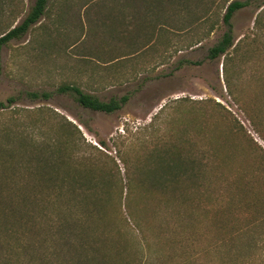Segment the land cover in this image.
Masks as SVG:
<instances>
[{
    "label": "rangeland",
    "instance_id": "374dc122",
    "mask_svg": "<svg viewBox=\"0 0 264 264\" xmlns=\"http://www.w3.org/2000/svg\"><path fill=\"white\" fill-rule=\"evenodd\" d=\"M66 1L48 0L1 48L0 250L18 239L36 258H69L84 240L106 264L257 262L261 242L249 241L264 235V0ZM232 1L247 4L230 20L232 47L210 59ZM34 2L0 0V34ZM63 84L102 101L129 98L95 112L57 93ZM158 157L192 177L167 183L172 193L145 192L167 170Z\"/></svg>",
    "mask_w": 264,
    "mask_h": 264
},
{
    "label": "trees",
    "instance_id": "16d2710c",
    "mask_svg": "<svg viewBox=\"0 0 264 264\" xmlns=\"http://www.w3.org/2000/svg\"><path fill=\"white\" fill-rule=\"evenodd\" d=\"M131 1V0H129ZM157 1V0H156ZM132 2V1H131ZM47 3L48 0H35L34 4L31 6L29 11L27 12L26 16L22 19V21L12 29L8 30L7 32H4L0 34V52L1 48L3 46H6L11 40H18L22 38L29 30V28L36 24L47 12ZM84 3L82 7H85V9L91 4ZM134 3V1H133ZM247 4L243 2L238 1H232L228 4L226 7L225 13L222 17L223 23L228 27L227 32L222 36L221 40L214 45L212 48L209 49V58L215 59L219 57L220 55L225 54L230 47H232V37L230 33V20L238 9L245 7ZM134 6V5H133ZM116 25H113L112 29V35L114 38H119L120 32L118 31V21L117 18L115 19ZM56 92L59 94H66L73 98V100L80 105L83 108L95 111V112H102L106 114H111L117 110H119L127 101L128 96L124 95L118 99L111 98L108 101H102L96 96L84 92L81 88L75 85H69V84H63L60 85ZM27 96L32 100H47L50 98V93L47 92H28ZM14 98L7 99L6 103L7 106H11L14 103ZM0 108L4 109L3 103H0ZM176 161L178 159H174L172 157H158L157 164L164 163L166 165L167 170L162 172V174H158V177L155 179L157 184L156 187H150L144 189L145 192H157L161 193L162 195L170 192L172 193V187L167 185V183H178L182 180V178H188L190 179L192 177L191 174L188 172L186 173V169H183L178 164H176ZM195 177V176H193ZM264 219V217H261ZM262 219V220H263ZM234 236L235 234H239V229H232ZM223 229H220V234L222 235ZM9 238L13 237L11 233H8ZM262 236V235H261ZM225 237L222 236V240H224ZM83 240V239H82ZM6 241V240H5ZM32 241V240H31ZM56 241V240H55ZM261 242V248H259L257 253V262H247L246 264H263L262 259H260V256H264V235L263 237H260L258 240L251 239L249 242L252 244L257 245V242ZM7 242V241H6ZM64 243L69 244L68 239L64 238ZM23 241H19L18 239L13 240L11 239L10 242H7L3 245L6 246V249L4 251H7L4 253V251L0 250V264H24V261H22L26 256L29 264H106V259L101 254L97 252V250L92 248V243L84 241L80 245V251L77 250L75 247L73 249V253L68 258L67 254L63 252L62 250L52 251L51 253L48 252V255L45 253L43 255H38V257H35V252L33 249L26 250V248L23 247ZM86 247H85V246ZM18 251H17V250ZM51 249V248H50ZM24 250V251H23ZM23 251V252H22ZM78 260V261H75ZM104 262V263H102Z\"/></svg>",
    "mask_w": 264,
    "mask_h": 264
},
{
    "label": "crops",
    "instance_id": "0c3cea01",
    "mask_svg": "<svg viewBox=\"0 0 264 264\" xmlns=\"http://www.w3.org/2000/svg\"><path fill=\"white\" fill-rule=\"evenodd\" d=\"M62 4H63V6L70 5V3L68 1H66V0H62Z\"/></svg>",
    "mask_w": 264,
    "mask_h": 264
}]
</instances>
